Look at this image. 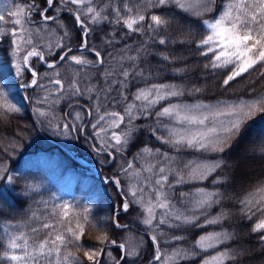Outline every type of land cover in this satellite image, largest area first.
<instances>
[{
	"label": "snow or ice",
	"instance_id": "snow-or-ice-1",
	"mask_svg": "<svg viewBox=\"0 0 264 264\" xmlns=\"http://www.w3.org/2000/svg\"><path fill=\"white\" fill-rule=\"evenodd\" d=\"M65 14L79 30L75 48ZM6 15L0 12V37L9 39L8 54L17 77L24 80L20 87L42 93L26 96L34 101L37 117L44 118L39 122L46 120L55 135L83 134L94 142L91 146L98 155L106 154L113 162L119 158V171L109 182L121 202L111 216L97 221L87 206L79 209L67 202L50 205L48 200L35 201L44 211L38 214L32 210L22 222H0V248L4 249L0 260L11 264H102L104 258L103 264H137L146 244L145 235L153 248L147 264H182L210 251L212 254L203 256L200 264H238L250 254L242 247L231 246L229 242L237 240V233L223 227L232 216L223 202L231 197L201 185L209 180L212 185L227 183L221 175L226 166L221 154L248 135L250 122L257 116L264 117V92L253 95L252 88L249 99L184 103L181 98L186 94H198L203 89L151 82L158 71L146 70L142 61L157 56L174 65L186 57L154 51L150 46L158 44L166 49L169 44L194 43L197 55L207 60L203 69L214 75L217 70L223 72L221 87L225 90L232 82H239L238 78L249 85L264 80V0H28ZM188 18L198 20L206 34L193 39L192 30L185 29ZM105 23L115 26L124 37L137 35L142 39L136 47L125 44L115 54L108 52L106 60L103 49L91 42L95 27ZM173 26L180 30L175 37L171 34ZM115 29L103 38L105 45L119 43ZM37 65L45 70L39 71ZM170 70L183 75L188 68L185 65ZM26 74H30L27 79ZM97 75L102 84L91 83ZM137 79L143 86L131 91ZM82 96L92 103L84 105L75 99L68 105L72 111L63 117L52 114L51 109L62 100ZM45 105L47 109L42 107ZM20 111L0 90V120ZM141 120L152 123L138 124ZM141 129L171 151L145 144L131 159H125ZM15 146L12 142L9 147ZM188 150L201 156L181 159L179 153ZM253 150L264 154V143ZM0 181L15 183L3 161ZM188 184L196 186L178 191ZM35 191L36 186L25 184L22 194L30 196ZM234 203L239 205L240 218L250 222L249 232L256 237L264 264V179L236 197ZM134 205L139 208L136 219L143 225L142 235L119 222L120 212L128 213ZM213 208L219 211L212 214ZM109 222L115 229L124 230L119 240L106 230ZM184 226H218L219 230L200 234L187 247L177 244L165 251L162 238L167 237L163 243L169 244L186 237L169 236L164 229ZM90 228L98 233V247L83 243ZM113 247L119 249V256L114 255Z\"/></svg>",
	"mask_w": 264,
	"mask_h": 264
},
{
	"label": "trees",
	"instance_id": "trees-1",
	"mask_svg": "<svg viewBox=\"0 0 264 264\" xmlns=\"http://www.w3.org/2000/svg\"><path fill=\"white\" fill-rule=\"evenodd\" d=\"M19 1L21 3L28 2V0ZM0 12L6 15L9 11L0 9ZM213 15H215V13ZM64 18L73 33L72 44L76 46L79 43V30L73 26L71 18L67 14H65ZM6 19H8L7 15ZM5 27H11V25H5ZM188 28L192 30L193 39H199L206 34V29L194 18H188L185 29ZM114 29L115 26L105 23L96 26L92 35L91 42L96 47L103 49L106 60L109 59L107 56L108 52H113L115 54L120 48L124 47L125 44L136 47L142 39L137 35L124 37L120 30L115 29L117 30L116 39L119 43L107 46L103 43V38ZM179 31V29L173 26L172 36L175 37L179 35ZM150 47L154 51L164 50L173 55L186 57L185 60L178 61L174 65H167L166 62L161 61L157 56H148L146 61H142V66L145 67L146 70L150 69L153 73L158 71V75H154L151 82H174L177 84H184L188 87L195 85L203 89V91L198 94H186L181 100L214 102L226 99H249L251 98L250 92L252 88H255V93H253V95L264 92V80L249 85L243 78H238L239 82H232L227 90L222 88L221 81L223 72L217 70L214 75L211 70L203 69L202 65L206 63L207 60L205 57L197 55V49L194 43L169 44L166 49L164 46L158 44H152ZM8 51L9 39L0 37V90L7 93L9 99L21 109L19 113L11 114L6 120H0V161L7 163L9 172L15 178V183L13 185H7L5 181H0V191H2L0 192V196H2L0 197V212H2L0 222L3 220H9L12 223L22 222L31 215L32 210H37L39 214L44 211V209L42 205L36 204L35 201L41 199L50 201V205L52 203L67 202L79 209L87 206L90 209L92 218L97 221H100L104 217L111 216L114 208L119 206L121 202V197L118 195L115 186L111 182H101L91 166L78 162L77 158L98 164L101 173L107 176L116 174L114 169L110 171L113 161L108 165L103 164L102 162H104L103 160L107 155H98L91 146L94 142L86 140L83 134L71 133L67 137L53 134V129L48 126L46 120H44L43 124L39 122L44 118L37 117L34 112V102H31L29 99L27 104L32 109L39 129L35 127L29 115L27 104L17 89V79L13 74ZM89 58L94 57L90 56ZM185 65H187L188 70L183 75H177L170 70L172 67H184ZM37 67L41 72L45 70L42 65H37ZM103 67H107V64ZM98 68L100 71L103 70L100 66H98ZM29 76L30 74H26L25 79ZM97 82L100 84L103 83L99 75L95 76L91 81L93 84ZM86 83L88 82L85 81V84ZM136 86H143V82L139 79L134 81L131 91H134ZM23 93L27 97L42 95V93L34 89H23ZM75 99H78L80 104L84 105L92 103L87 99V96L66 98L51 109L52 114L63 117L65 112L72 111V109H69L68 105ZM42 107L47 109L48 106L45 105ZM76 110H79V108ZM53 123H55V121ZM137 123L145 124L152 123V121L149 120L145 122L141 120ZM250 123L252 124L248 135L238 144H234L232 149L221 154L226 161V166L221 170V175L226 177L227 183L223 185H212L209 180L201 185L210 190L218 189L224 193L226 197H231V199H226L223 202L224 207L228 208L232 213L231 219L225 222L223 227L237 233V240L229 242L231 246L242 247L250 253L242 257L238 264H261L262 258L256 237L249 232L251 226L250 222L240 218L237 212L239 205L234 203L236 197L244 195L252 185L264 179V154L253 150L261 143H264V117L261 118L257 116L256 121ZM12 142H15L16 146L14 148L9 147ZM133 144L134 146L129 148L128 155L125 159H131L132 154L145 144L152 148L159 147L162 150L167 149V146L160 144V142L145 129H141L140 132L137 133V138ZM5 149H7V151ZM168 151H171V149ZM56 152L67 157L69 163L60 162L59 159L56 158ZM117 160L120 161L119 158ZM121 180L124 182V178H121ZM25 184L36 186L38 191L33 192L30 196H24L22 193ZM217 211H219V208H213L211 210L212 214H215ZM138 213L139 210L135 205L132 206L128 213L121 211L119 222L123 224L132 223L142 229L143 225L136 219ZM106 230L112 238L117 240L124 234V230L115 229L111 225V222L108 223ZM164 230L169 236L184 235L186 237L184 241L169 243L173 248L177 246V244L187 247L192 241L198 238L202 232L219 230V227L209 226L200 229L184 226L180 229L165 228ZM134 231L138 235H142L140 231ZM144 238L146 244L141 259L137 261L142 263L147 262L153 255V248L147 235H145ZM166 238L167 237L162 238L161 240L163 248L166 246L163 243V240ZM0 243H2V241H0ZM83 243L93 247L99 246L95 242V239L91 238L90 230L83 240ZM3 250L4 249L0 248V251ZM111 250L114 255L119 256L120 253L118 248L113 247ZM210 253L211 251L209 253H201V257H198L196 260L184 261L182 264H196L203 256ZM103 261L104 258H102V264ZM0 264H11V262L0 260Z\"/></svg>",
	"mask_w": 264,
	"mask_h": 264
},
{
	"label": "rangeland",
	"instance_id": "rangeland-1",
	"mask_svg": "<svg viewBox=\"0 0 264 264\" xmlns=\"http://www.w3.org/2000/svg\"><path fill=\"white\" fill-rule=\"evenodd\" d=\"M27 3V2H26ZM25 3H21L19 0H0V9L1 10H5V11H14L16 6L17 5H23ZM207 32V30H206ZM10 64H11V67L13 69V74L14 76L16 77L17 79V84H22L24 82V80H22L21 78L17 77L16 75V70H15V67H14V63H13V59L11 58L10 56ZM26 96V95H25ZM39 96V95H38ZM35 97V96H34ZM245 99V98H244ZM29 99H27L28 101ZM234 100H237V99H226L225 101H234ZM31 102H34L33 100L30 99ZM219 101V100H217ZM217 101H214V102H206V101H199V102H203V103H212V104H215ZM182 102L184 103H188V104H193V103H196L198 101H185V100H182ZM168 122V121H166ZM47 123V122H46ZM91 131V130H90ZM60 137V136H59ZM165 146V145H164ZM169 149L167 148L166 151H168ZM56 158L59 159L60 162H63V163H69L67 157H65L64 155H62L61 153H57L56 152ZM179 156L181 157V159H184V160H187V159H193V158H199L201 156L200 153H196V152H193L191 150H188V151H183L181 153H179ZM86 161V160H85ZM104 162H112L111 159L106 156V158H104L103 160ZM120 161L119 160H116L113 162V164H111V167H110V171L114 169V172L117 174L119 169H118V165H119ZM96 171V169H95ZM115 174V175H116ZM111 175V174H110ZM107 175H103V178H106ZM123 179V177H121ZM125 182V181H124ZM196 185H193V184H188V185H185L183 187H178L179 188V191H187V190H190L192 189L193 187H195ZM138 208V207H137ZM139 210V208H138ZM210 231H213V230H210ZM207 232V231H205ZM204 233V232H202ZM201 233V234H202ZM166 245L163 249L165 251H170V249L172 248V246H170L169 244H164ZM212 252L208 255H211ZM201 260V259H200ZM200 260L196 263V264H200Z\"/></svg>",
	"mask_w": 264,
	"mask_h": 264
},
{
	"label": "water",
	"instance_id": "water-1",
	"mask_svg": "<svg viewBox=\"0 0 264 264\" xmlns=\"http://www.w3.org/2000/svg\"><path fill=\"white\" fill-rule=\"evenodd\" d=\"M18 90L21 91L22 88L20 87V85L18 86ZM30 115H31V112H30ZM98 177L100 178V172L98 173ZM112 177H109L108 180H110ZM129 227L133 228V229H138L136 226L132 225V224H128ZM143 233H144V230H141ZM137 264H143V263H137ZM144 264H147V263H144Z\"/></svg>",
	"mask_w": 264,
	"mask_h": 264
},
{
	"label": "clouds",
	"instance_id": "clouds-1",
	"mask_svg": "<svg viewBox=\"0 0 264 264\" xmlns=\"http://www.w3.org/2000/svg\"><path fill=\"white\" fill-rule=\"evenodd\" d=\"M89 230H90V236H91V238L96 239V237L98 235L97 231L95 229H91V228Z\"/></svg>",
	"mask_w": 264,
	"mask_h": 264
}]
</instances>
